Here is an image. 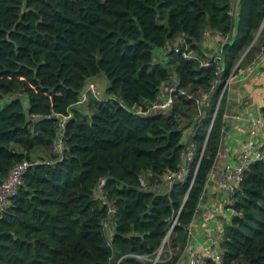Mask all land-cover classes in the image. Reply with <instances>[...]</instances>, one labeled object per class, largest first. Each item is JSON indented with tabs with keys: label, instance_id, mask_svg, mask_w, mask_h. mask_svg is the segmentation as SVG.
<instances>
[{
	"label": "trees",
	"instance_id": "16d2710c",
	"mask_svg": "<svg viewBox=\"0 0 264 264\" xmlns=\"http://www.w3.org/2000/svg\"><path fill=\"white\" fill-rule=\"evenodd\" d=\"M263 20L264 0H0V184L28 161L0 209V264H178L228 126L217 62L201 63L216 53L206 32L230 35L216 48L225 81ZM263 40L264 28L241 63ZM100 74L104 90L90 81ZM173 75L172 105L156 107ZM231 197L223 259L199 264H264L263 160Z\"/></svg>",
	"mask_w": 264,
	"mask_h": 264
},
{
	"label": "crops",
	"instance_id": "0c3cea01",
	"mask_svg": "<svg viewBox=\"0 0 264 264\" xmlns=\"http://www.w3.org/2000/svg\"><path fill=\"white\" fill-rule=\"evenodd\" d=\"M220 39L223 40L221 35L215 36L214 32L208 30L204 45L213 48V53H215ZM213 53H210V55ZM158 57L159 59H166L164 53ZM92 80L102 84L103 90L108 83L103 74L93 76L90 81ZM177 82L176 75H173L170 82L162 85L158 98L160 97L165 101L170 96V91ZM228 84L224 95L227 96L225 119L228 125L225 130V141L224 144L221 143V150L216 158L215 165L217 170H213L210 177L212 183L206 185L197 215H195L196 217L191 224L192 231L188 245L193 244L194 247L206 244L209 236L213 235V233L221 235L225 224L231 221L234 213L233 208L227 206L232 202L229 194L226 192L228 199L227 195L223 197V192L225 191L219 184L222 165L225 162L236 161L243 150L246 148L252 150V146H259L264 140V125H258L255 132H252V119L260 116L261 107L264 105V40L260 43V49L255 50L249 56V59L238 67ZM183 139L189 146L193 145L191 129H186ZM226 199L227 201L225 202L224 200ZM223 201L226 203L225 207L223 206ZM112 233L113 225L110 226V235ZM186 261L187 253L184 251L178 264H185Z\"/></svg>",
	"mask_w": 264,
	"mask_h": 264
},
{
	"label": "built area",
	"instance_id": "2783aa9c",
	"mask_svg": "<svg viewBox=\"0 0 264 264\" xmlns=\"http://www.w3.org/2000/svg\"><path fill=\"white\" fill-rule=\"evenodd\" d=\"M235 8L236 6L232 2L231 10H230L231 13L235 12ZM229 36L230 35L223 36L222 41L227 42L229 40ZM180 45L181 43H179L176 46V49L178 51H181L182 52L181 54L183 56L187 58H190L192 56H197L196 50L187 49V48L181 50ZM222 53H223V48H219L214 54L213 59L210 56H205L201 58L202 65H211L213 61L217 62V75L218 76L213 80L211 88L215 89L218 85H220V99L223 96V94H225V92L227 91L229 80L231 76L234 74L232 73L225 81L222 80V77L220 76L221 72L224 69V65L222 61L223 59ZM89 88L95 93H98V94L100 93V90L94 83H91ZM172 103H173V99L169 96L165 101L157 100L155 102V106L162 107V108H169L172 105ZM215 116H216V113L214 114V117ZM263 116H264V113L261 112L259 117H254L252 119V124H253L252 132L253 133L257 129L258 125L260 124L264 125ZM214 117H213V120H214ZM213 120L211 121L210 126L212 125ZM62 125H63V122H62ZM59 141H61V136H60ZM58 145L60 146L61 143L58 142ZM251 148L253 149L251 150L250 148H246L245 150H243L239 154L238 159L236 161L225 162L221 167L219 184H220V187L229 194L230 198L233 195V193L239 189L240 184L244 178V174L249 169L250 164L253 161L258 160V159L264 161V140L260 143L259 146H252ZM202 153H203V150H202ZM181 155L183 158V163L179 171L176 173V177H183L187 173V171L189 170L188 163L193 161L195 150L192 147H187L181 152ZM27 165H28V161L25 160L13 166V168L9 171V173L5 177L4 181L0 184V209H4L10 203L11 197L16 193L18 185L22 180V174L25 171ZM198 166H199V163L197 164L195 168V173L197 171ZM168 179L169 180L173 179L171 174L168 175ZM193 180H194V176L192 179V183H193ZM103 184H104L103 180L99 182L97 186L98 191H102ZM175 222L176 221H174V223L171 225L168 231L169 235L171 234L170 232ZM189 229L191 233L192 225H189ZM185 252L187 253V261L185 264H199V262L206 257H211L218 262H221L223 259L221 239L215 237L214 235H210L206 244H204L203 246L194 247L193 244L187 245Z\"/></svg>",
	"mask_w": 264,
	"mask_h": 264
},
{
	"label": "rangeland",
	"instance_id": "374dc122",
	"mask_svg": "<svg viewBox=\"0 0 264 264\" xmlns=\"http://www.w3.org/2000/svg\"><path fill=\"white\" fill-rule=\"evenodd\" d=\"M263 28H264V26H263ZM263 28H262V30H263ZM262 30H261V32H262ZM261 32H260V33H259L258 31L256 32L255 37L257 36V38H255L254 41L251 42V44L248 46V48L244 51L243 55L246 54V52L250 49V47L254 44L255 41H256V43H257V41L259 40V36H260ZM163 51H164V48H160V47H156V48H154V55H155V58H159L158 56H159L160 54H162ZM243 55H242V57L237 61V63H236V67H239L241 64H243V63H241V62H242V58L244 57ZM164 56H165V58H167V55H166V54H164ZM162 60L164 61L165 59H162ZM246 61H247V60H246ZM100 86H102V84H100ZM9 99H10V98H9ZM225 195H227V199H228V194H227L226 192H223V197H225ZM227 199L224 200V201L226 202ZM224 201H223V206L225 207L226 203H225ZM223 206H222V207H223ZM217 212H219V211H217ZM217 212H216V213H217ZM213 235H214L215 237L221 239V238H222V235H223V232L221 233V235H218V234H216V233H213ZM167 246H168V245H167V243L165 242L164 245H163V247H161V248L158 250L156 257H157L159 254L161 255V253H163V252L165 251V249H167ZM160 252H161V253H160ZM160 255H159L158 257H160Z\"/></svg>",
	"mask_w": 264,
	"mask_h": 264
},
{
	"label": "water",
	"instance_id": "95a60500",
	"mask_svg": "<svg viewBox=\"0 0 264 264\" xmlns=\"http://www.w3.org/2000/svg\"><path fill=\"white\" fill-rule=\"evenodd\" d=\"M263 26H264V20H263V22H262V24H261V26H260V28H259V30H258V32L260 33L261 32V30H262V28H263ZM256 37H254V39H255ZM254 39L252 40V41H254ZM225 131H223V134H222V139H221V143L222 144H224V141H225ZM217 168V166L216 165H214V167H213V170H215ZM217 170V169H216ZM212 183V179L211 178H209V180H208V182H207V184H211ZM196 215H197V213H196ZM168 236H169V234H167V236H166V238H165V240H164V242L166 241V239L168 238ZM157 259H158V257H156L155 259H154V262H156L157 261Z\"/></svg>",
	"mask_w": 264,
	"mask_h": 264
},
{
	"label": "clouds",
	"instance_id": "9594fccd",
	"mask_svg": "<svg viewBox=\"0 0 264 264\" xmlns=\"http://www.w3.org/2000/svg\"><path fill=\"white\" fill-rule=\"evenodd\" d=\"M229 40H230V38H229ZM229 40H228V41H229ZM211 89H212V88H211ZM212 90H214V89H212ZM224 95H225V94H223V96H224ZM223 96L221 97V99L223 98ZM219 99H220V95H219V98H218V102H217V107H216V109L218 108V106H219V104H220V102H221V99H220V100H219ZM158 100L163 101L162 98H160V97L158 98ZM215 113H216V111L214 112V114H215ZM214 114H213V117H214ZM213 117H212V120H213ZM214 119H215V117H214ZM212 120H211V121H212ZM213 122H214V120H213ZM210 123H211V122H210ZM212 125H213V123H212ZM212 125H211V126L209 125V129H211ZM203 151H204V149H203ZM201 153H202V152H201ZM202 154H203V153H202ZM201 156H202V155H200V157H201ZM258 160H259V159H258ZM231 200H232V197H231ZM176 219H177V215H176V218L173 220L172 224L174 223V221H176ZM175 223H176V222H175ZM173 226H174V225H173ZM172 229H173V228H172ZM171 231H172V230H171ZM170 233H171V232H170ZM167 234H168V233H167ZM166 236H167V235H166ZM169 237H170V235H169ZM169 237H168V238H169ZM165 238H166V237H165ZM168 238L166 239V241L168 240ZM164 240H165V239H164ZM166 241H165V242H166ZM165 242H163V244H162L161 246H163ZM155 258H156V257H155Z\"/></svg>",
	"mask_w": 264,
	"mask_h": 264
}]
</instances>
